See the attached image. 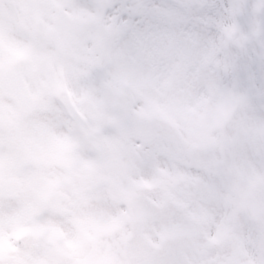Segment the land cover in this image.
Here are the masks:
<instances>
[{
  "label": "snow or ice",
  "instance_id": "1",
  "mask_svg": "<svg viewBox=\"0 0 264 264\" xmlns=\"http://www.w3.org/2000/svg\"><path fill=\"white\" fill-rule=\"evenodd\" d=\"M0 264H264V0H0Z\"/></svg>",
  "mask_w": 264,
  "mask_h": 264
}]
</instances>
